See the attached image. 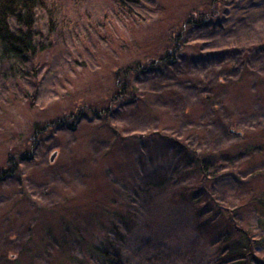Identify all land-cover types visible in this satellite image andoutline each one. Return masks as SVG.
<instances>
[{"label":"rangeland","instance_id":"rangeland-1","mask_svg":"<svg viewBox=\"0 0 264 264\" xmlns=\"http://www.w3.org/2000/svg\"><path fill=\"white\" fill-rule=\"evenodd\" d=\"M48 8L52 23L40 14L42 51L26 75L0 65V169L8 153H31L0 182V264H93L89 249L104 239L120 264H210L225 225L215 208L262 234L254 200L264 190V0ZM200 14V28L182 26ZM178 35L175 63L147 68ZM136 65L127 79L134 103L94 115L110 105L114 73ZM54 120L64 126L32 146V127Z\"/></svg>","mask_w":264,"mask_h":264},{"label":"trees","instance_id":"trees-1","mask_svg":"<svg viewBox=\"0 0 264 264\" xmlns=\"http://www.w3.org/2000/svg\"><path fill=\"white\" fill-rule=\"evenodd\" d=\"M48 7L49 0H0V65L8 67L11 77L26 75L27 66L31 65L42 51L40 41L38 40L39 32L36 31V26L39 22L40 14L48 13ZM212 11L214 14L218 13L214 9ZM50 14L49 23H52V16ZM207 20L208 15L200 14L197 16L195 23L193 20H187L182 26L189 25L200 28ZM181 37L180 35L174 37V46L171 53L165 54L156 61H150L147 68H152L156 64L173 65L176 60V56L173 53L179 54L181 51V45L179 44ZM138 70V65L134 67L128 66L123 70L121 74L122 78L118 74L121 70L114 73L115 92L110 97V107L107 106L101 112L94 111V115H99L100 113L102 115L107 114L111 110V106L117 103H134L135 97L131 93L133 87L129 85L127 79L129 71L137 72ZM64 117L68 119L74 118L72 115ZM65 118L64 120H66ZM64 120H54L42 127L34 125L32 127V134L29 137L30 141H32V146L34 145L35 138L49 131L52 126L62 128ZM75 124L73 123L68 129L74 130ZM230 133L242 137V133L239 131L231 130ZM30 158L31 153L23 150L8 153L5 159V166L0 169V182L17 176L19 164ZM221 159V161L226 160L225 157H221ZM198 164L201 180L205 179L207 176L205 162L198 160ZM201 192L206 193L203 188ZM255 198L254 211L259 217V222L264 226V190ZM214 210L215 215L225 218V225L221 222L216 228L215 239H212L214 257L210 264H264V252L262 251L264 249V229H262V234H253V232L243 230L233 223L231 221L232 216L228 211H221L218 208ZM97 243L99 241L96 242L94 247L91 246L89 249L90 259H92L93 264H120V253L114 250L109 242H106L104 239L98 245Z\"/></svg>","mask_w":264,"mask_h":264},{"label":"water","instance_id":"water-1","mask_svg":"<svg viewBox=\"0 0 264 264\" xmlns=\"http://www.w3.org/2000/svg\"><path fill=\"white\" fill-rule=\"evenodd\" d=\"M56 155H57V151H53V153L50 155L48 161H49V163H50L51 165L55 162L54 159H55Z\"/></svg>","mask_w":264,"mask_h":264}]
</instances>
